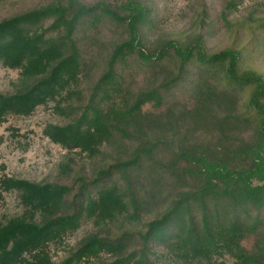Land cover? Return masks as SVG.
<instances>
[{
  "label": "trees",
  "instance_id": "obj_1",
  "mask_svg": "<svg viewBox=\"0 0 264 264\" xmlns=\"http://www.w3.org/2000/svg\"><path fill=\"white\" fill-rule=\"evenodd\" d=\"M153 13L144 0H47L0 21V64L20 71L23 85L13 94L0 92V125L8 115L29 116L55 101L60 112L75 114L65 125L47 126L44 133L55 144L95 157L104 155L101 147L111 148L119 134L131 149V157L100 169L94 179L78 178L71 199L72 186L0 180L19 193L24 209L0 224V264H157L160 256L151 243L180 264H264V75L245 67L246 50L208 53L201 34L190 44L169 38L148 50L142 30L154 25ZM107 25L122 28L126 39L112 44L87 103L63 107L80 96L85 73L79 30L91 39L90 32ZM260 26L264 29V23ZM172 66L174 72L163 78V70ZM134 70L150 74L139 92L128 87L127 75ZM191 77L190 101L178 105L179 118H200L201 135L190 149L181 146L160 159L158 147L175 142L157 140L150 131L173 125L171 98ZM245 93L253 115L225 109L238 105ZM248 131L253 135L245 140ZM114 170L125 188L109 184ZM163 170L172 180L165 197ZM160 195L166 208L142 230L121 229L111 238L94 233L66 259L53 261L50 246L77 230L82 218L97 227L122 217L140 221Z\"/></svg>",
  "mask_w": 264,
  "mask_h": 264
},
{
  "label": "rangeland",
  "instance_id": "obj_2",
  "mask_svg": "<svg viewBox=\"0 0 264 264\" xmlns=\"http://www.w3.org/2000/svg\"><path fill=\"white\" fill-rule=\"evenodd\" d=\"M47 0H0V21L28 10L42 6ZM92 3L99 0H81ZM112 1V0H108ZM153 9L154 25L144 27L142 39L148 50L156 49L159 44L167 39L177 40L180 44L192 43L194 38L201 34L208 53L219 52L224 49H236L247 51L248 60L246 68L258 71L264 75V29L260 24L264 23V0H144ZM233 2V4H231ZM231 4L232 6H230ZM225 19V20H224ZM227 19V20H226ZM112 25L105 26L102 31L90 32L88 39L84 35V28L78 32L83 57L86 61L85 73L78 85L80 96H75L62 105L65 108L83 106L87 103L91 89L103 71L106 62L112 52V44L126 39L125 31ZM95 34V35H94ZM82 35V37H81ZM94 35V36H93ZM89 36V35H88ZM90 37V36H89ZM194 69L190 67L192 74ZM174 72L173 66L163 70V78ZM193 75V74H192ZM150 74L134 70L127 75L128 87L134 91L146 87ZM20 71L11 70L0 64V92L13 94L22 88ZM193 77L187 80L173 93L171 102L174 108L175 118L173 125L166 131L151 130L155 139H173L167 146L158 147V158L165 159L173 155L178 147L187 149L198 142L201 130L198 123L200 118L195 115L188 119H180L181 110L178 105L190 101V89ZM248 93L238 96V105L225 109L232 113L253 115V111L246 105ZM75 116L66 109L63 113L56 108V102L39 106L29 116L8 115L5 122L0 125V180L24 179L38 183H53L72 186L70 199L78 192L80 182L78 178L92 180L100 169L108 168L116 161L126 160L131 157V149L119 134L112 139L111 148L101 147V154L90 157L79 150L69 151L52 142L44 133L49 125H65ZM175 129V132H173ZM245 130V129H241ZM237 129L233 131L236 133ZM253 132L248 131L242 137L245 140L252 138ZM165 170L162 171V183L164 187L163 197L172 192L168 183L172 180ZM125 188V181L119 177L118 171H113L108 180ZM94 196V188L90 187ZM86 197V196H85ZM160 195L159 203H153L144 211L141 220L131 222L120 218L115 223L97 227L93 221L82 218L77 230L67 234L62 243H54L50 246V254L55 263L66 259L70 252L77 249L81 240L98 233L102 237L116 236L121 229L140 231L146 222L161 214L167 206V201ZM83 199L82 197L79 201ZM24 213L20 202L19 193L16 190L5 189L0 182V224H5L9 219L21 216ZM136 245V242L132 244ZM153 252L159 257L157 264H180L166 254L163 246L151 243ZM152 258H154L152 256ZM105 260L112 257L105 255ZM232 263L229 257L225 258ZM88 264V263H85Z\"/></svg>",
  "mask_w": 264,
  "mask_h": 264
}]
</instances>
